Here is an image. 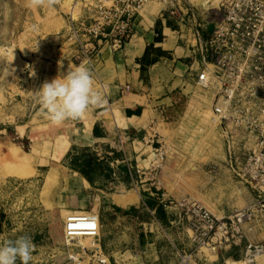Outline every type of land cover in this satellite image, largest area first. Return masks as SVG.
Here are the masks:
<instances>
[{
	"label": "rangeland",
	"instance_id": "1",
	"mask_svg": "<svg viewBox=\"0 0 264 264\" xmlns=\"http://www.w3.org/2000/svg\"><path fill=\"white\" fill-rule=\"evenodd\" d=\"M225 2L178 0L174 10L176 14L206 17L215 27L224 14ZM97 4V0H41L39 6H29L28 0H0V244L22 235L30 237L34 244L30 264H94L95 254L100 253L92 242L96 243L98 237L69 241L64 232L69 212L102 210L100 218L104 232L110 233L115 223L121 221L112 214L113 195L136 191L137 195L124 203L127 204L137 202L139 195L145 197L147 189L156 187L151 185L154 182L146 181L145 166L118 163L122 153L114 150L111 143L101 144L96 149L77 147L64 153V148L55 150L52 147L62 138L55 129L31 126L40 108L33 95L37 90L33 86L31 67L26 61L29 62L34 50H42L50 44L61 48L63 55L66 49L75 52L79 41L91 40L87 31L95 23ZM217 83L214 89H207V100L200 104L189 103L187 111L182 109L181 118L171 119L175 127L168 138V153L160 157L162 151L156 152L160 165H165L167 173L174 177L175 190L191 193L190 197L179 201H167L178 207L187 219L186 210L179 203L187 200L206 207L210 174L217 176V187L229 185L217 165L218 162L223 164L221 158L228 155L221 125L224 99L221 83ZM232 132L234 138L246 136V140L255 142L262 128L251 133L241 129ZM225 166L232 178L233 192L231 212L223 217L228 220L256 207L259 198L247 184L234 178L228 165ZM164 191H157L161 198ZM146 218L141 214L140 220ZM246 226L248 238L254 240L250 246L259 247L255 257L248 259V264H261L257 254H263L264 238L257 233L263 231L260 226L264 229V220L257 218L243 227ZM135 230L139 240L143 227ZM242 233L243 230L240 233L230 230L229 241H236ZM164 246L167 249L164 258L172 262L174 252L166 242ZM141 248L138 246L137 250ZM201 251L207 255L213 252L209 248ZM181 254L193 255L192 251ZM71 256H76L80 262ZM232 256L237 262L243 260L237 251ZM179 259L181 263V256Z\"/></svg>",
	"mask_w": 264,
	"mask_h": 264
},
{
	"label": "crops",
	"instance_id": "2",
	"mask_svg": "<svg viewBox=\"0 0 264 264\" xmlns=\"http://www.w3.org/2000/svg\"><path fill=\"white\" fill-rule=\"evenodd\" d=\"M213 31L214 27L206 17L176 14L164 3L152 1L137 16L129 45L115 52L104 44L98 61L93 67L88 66L93 75L94 89L104 101L101 105L90 107L80 118L61 125L52 124L40 105L39 112L33 116L32 128L49 126L55 129L59 138L62 137L53 141H57L56 146H52L55 150L64 148L65 153L77 147L96 149L101 144L111 143L114 150L122 153V160H117L118 163L121 161L129 166L132 162L137 167L145 166L146 181L154 182L152 187L156 185L155 189H147L145 197L139 195L137 202L124 204L137 195L134 190L113 195L112 214L125 225L117 222L114 230L106 233L100 218L97 244L101 248V257L108 260L107 264H181V253L191 251L190 264H248V259L254 255L249 250L254 240L248 238L247 226L243 227L239 239L219 244L217 251L210 255L201 249L196 250L187 216L183 217L178 207L169 205V200L179 201L190 197L191 193L189 190H175L174 177L167 173L165 165H160L156 154L158 151L164 152V156L168 153V138L175 127L171 119L181 118L182 109L187 111L189 103L200 104L202 100H207V90L199 87L198 77L203 69L202 47ZM61 52V48L50 44L42 50H34L30 63L26 61L31 67L36 90L44 82H51L57 76L66 74L69 68L80 65L74 59L76 52L70 49L63 50V55ZM204 56L211 58L209 53ZM33 72L35 75H32ZM198 97H201L200 101ZM221 125L226 149L228 131L223 123ZM233 139L239 151L250 149V144L255 143L246 142V136ZM221 161L223 164L218 162L217 165L229 185L217 187V176L210 174V184L206 186L209 196L206 207L224 219L231 212L233 192L232 178L227 172L229 169H224L227 167L226 155ZM161 189L166 190L161 194L162 198L157 193ZM101 211L81 212L100 217ZM141 214L147 218L140 220ZM138 226L143 227L139 240L135 232ZM260 227L263 231L257 235L264 238L263 226ZM165 242L174 252L172 262L164 258L167 252ZM138 246L142 247L141 250H137ZM234 251L240 253L242 261L234 259ZM257 255L260 263L264 264V251ZM93 263L99 264L97 259Z\"/></svg>",
	"mask_w": 264,
	"mask_h": 264
},
{
	"label": "built area",
	"instance_id": "3",
	"mask_svg": "<svg viewBox=\"0 0 264 264\" xmlns=\"http://www.w3.org/2000/svg\"><path fill=\"white\" fill-rule=\"evenodd\" d=\"M152 1H160L173 10L178 5V0H97L95 23L87 31L91 40L84 43L78 39L74 59L78 64L87 62V66L93 67L104 44L115 52L124 50L134 36L137 16ZM203 52L209 53L211 58H206ZM202 54L199 87L214 89L218 81L222 87L221 120L228 131L227 165L234 178L247 184L259 198L256 207L228 220L219 219L199 203L187 200L179 203L188 215V227L196 249L214 251L219 244L229 242L230 230L240 233L245 223L257 218L264 220V0H226L224 14L202 47ZM260 127V138L252 143L250 151H239L233 139V129L251 133ZM97 221L94 217L70 218L65 223V236L84 229H92L96 233ZM96 245L101 256V248ZM252 248H249L251 252H259V247ZM180 256L181 264H189L191 256ZM94 257L98 258L97 254ZM107 262L105 257L99 259V264Z\"/></svg>",
	"mask_w": 264,
	"mask_h": 264
},
{
	"label": "clouds",
	"instance_id": "4",
	"mask_svg": "<svg viewBox=\"0 0 264 264\" xmlns=\"http://www.w3.org/2000/svg\"><path fill=\"white\" fill-rule=\"evenodd\" d=\"M29 6H39L41 0H28ZM32 75H35L33 72ZM36 103L41 107L54 125L83 116L90 107L101 105V94L94 89L92 72L87 62L69 68L64 75L51 82H44L33 93ZM34 244L28 236H19L0 244V264H30L33 260Z\"/></svg>",
	"mask_w": 264,
	"mask_h": 264
},
{
	"label": "bare ground",
	"instance_id": "5",
	"mask_svg": "<svg viewBox=\"0 0 264 264\" xmlns=\"http://www.w3.org/2000/svg\"><path fill=\"white\" fill-rule=\"evenodd\" d=\"M194 1V0H193ZM164 155V152L160 153V157H162ZM85 217H94L96 218L98 221L95 223L96 225H98V231L95 233L92 231V229H90V231L88 229H84L83 231H77V232H73L71 235L69 233H67V239L70 240H75V239H81L82 237H84L85 239H91V237L97 238L100 234V230H101V222H100V217L98 214H93V215H88L82 212H75V213H71L67 216L66 218V223L68 221V219L73 218L75 220H78V218L80 219H84ZM91 225H94V223H92ZM97 243V242H96ZM95 242H92V245L94 246V244H96ZM97 246V245H96ZM95 247V246H94ZM74 257V256H71ZM99 259H102L101 256L98 255ZM96 257V259L99 262V259ZM75 260L79 261L80 259H78L76 256L74 257ZM80 262V261H79Z\"/></svg>",
	"mask_w": 264,
	"mask_h": 264
}]
</instances>
